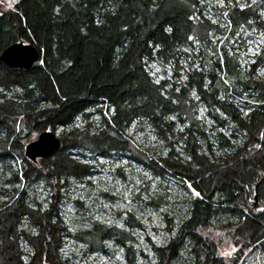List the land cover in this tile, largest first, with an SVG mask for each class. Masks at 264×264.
Here are the masks:
<instances>
[{
	"label": "trees",
	"instance_id": "obj_1",
	"mask_svg": "<svg viewBox=\"0 0 264 264\" xmlns=\"http://www.w3.org/2000/svg\"><path fill=\"white\" fill-rule=\"evenodd\" d=\"M263 2L19 0L2 9L0 56L22 42L41 59L29 70L0 59V264L148 259L133 210L110 225L87 201L94 190L114 197L94 178L101 160L119 156L190 193L187 216L146 264H264V80L255 71L264 46L247 69L230 50L241 28L264 32ZM60 128L59 151L26 157L39 133ZM158 184L156 209L169 204ZM231 245L237 251L221 256Z\"/></svg>",
	"mask_w": 264,
	"mask_h": 264
},
{
	"label": "rangeland",
	"instance_id": "obj_2",
	"mask_svg": "<svg viewBox=\"0 0 264 264\" xmlns=\"http://www.w3.org/2000/svg\"><path fill=\"white\" fill-rule=\"evenodd\" d=\"M18 1L19 0H14L13 6ZM213 1L214 0H207V4L210 5ZM215 1L217 2V0ZM241 2L243 5L250 3L253 4L252 0H241ZM2 9H6L4 2H0V15ZM262 12H264V2L262 5ZM242 31L243 29L241 28L239 33L232 37L231 44L233 48H230V50L239 56L240 64L247 69L251 68V61L254 60L251 53L253 50H257V45L260 44L261 35L264 34V32L257 33L252 29L244 30V32ZM218 36L220 37V35ZM153 69L155 74L161 70L158 65H155ZM261 70H264L263 66H259L255 69L258 78L264 80V77L259 76ZM62 131L63 129L60 128L55 133L58 137H61ZM135 137L143 147H148L150 145V143L143 142L144 138L142 132H137ZM147 139L150 140L152 145V137L149 136ZM100 162L103 163L104 166L100 168L101 173L95 176L94 182L99 185V180H101L100 188L103 190L107 188V191H109L114 197H101L99 192L94 190L90 193L91 195L87 198V201L91 200V202L95 204L94 209L97 211L96 214L101 219L111 222H116L124 218L126 214L122 212L129 208L136 213L137 218L146 226L144 230L135 231V236L137 238L136 246L143 249L149 256L148 259L144 258L140 260L141 264H146V261L154 260V254L151 251L152 244L158 246L166 244L171 235L167 231V228L171 226V224H178L180 217L187 216L186 201L190 198V193L184 188L182 183H179L175 179L169 180V178H166L163 180V178H155L138 165L128 167L127 164L129 160L123 156H119L117 162L115 161L113 164L110 160L104 159ZM119 166L123 167L124 177L118 175L115 171ZM161 180L163 181V186H167L165 192L168 194L169 204L156 209L152 205V197H157L159 190L161 191L162 189H165L158 184ZM125 195H127V199L125 198ZM117 205H119V207H117ZM118 213H122L123 216L120 217ZM165 213H168L169 218L173 220L171 223L165 221ZM229 247L230 246H224L221 248V251L229 249ZM231 247L234 246L231 245ZM74 251L79 254V247H75ZM114 251L116 254L117 252H120V249L114 247ZM101 261L105 262V264H126L124 258L120 257V253L113 255V258L103 257L101 258Z\"/></svg>",
	"mask_w": 264,
	"mask_h": 264
},
{
	"label": "water",
	"instance_id": "obj_3",
	"mask_svg": "<svg viewBox=\"0 0 264 264\" xmlns=\"http://www.w3.org/2000/svg\"><path fill=\"white\" fill-rule=\"evenodd\" d=\"M0 59L9 67L29 70L41 59L37 48L32 44L17 43L7 48ZM62 141L55 132L50 130L40 133L38 138L25 147V155L30 161L47 158L59 151ZM258 185L256 186V198Z\"/></svg>",
	"mask_w": 264,
	"mask_h": 264
},
{
	"label": "snow or ice",
	"instance_id": "obj_4",
	"mask_svg": "<svg viewBox=\"0 0 264 264\" xmlns=\"http://www.w3.org/2000/svg\"><path fill=\"white\" fill-rule=\"evenodd\" d=\"M0 2H4V3H5V5H6V10H7V9H12V8H13L14 0H0ZM217 2H218L221 6H223V0H217ZM255 2H256V0H252V3H253V4H255ZM237 5H238V6H241L242 8H244V7H251V5H248V4L239 5V0H237ZM57 11H58V10H57ZM260 15H261L262 17H264V12H261ZM98 23H99V21H98ZM249 23H251V21H250ZM166 31L171 32L172 29H171V28H168V29H166ZM187 39H188V40L195 41V37H193V36H189ZM262 46H264V34L261 35V41H260V44L257 45V50H253L252 53H251V55H253V56H260V55H261V51H260L259 49H260ZM157 47H158V46H157ZM185 51H187V49H185ZM251 62H252L253 64H256V61H255V60H252ZM198 70H199V69H198ZM259 76H260V77H264V70H261V71H260ZM155 83L159 85V84H160V79H156V80H155ZM193 96H196V94L193 93ZM196 98L198 99V97H196ZM0 102H2V101H0ZM113 111H114V110H113ZM242 111H243V110H242ZM245 115H247V113H245ZM170 119H174V117H170ZM261 138L264 139V133H261ZM256 147H257V148H260L261 145L257 144ZM188 187H189L190 189H192V193H193L196 197H200L201 193H200L199 191L195 190L191 184H189ZM107 190H108L107 188L104 189V191H107ZM125 198L127 199V195H125ZM117 207H119V205H117ZM127 210L130 211V208L127 209ZM259 211H264V209H259ZM96 219H97V220H101L100 217H96ZM101 222H104V221L101 220ZM109 224L111 225V221H109ZM116 226H117V227H120V228H123V227H124V225H122V224H116ZM236 251H237V249H236L235 247H231V246H230L229 249H226V250L221 251L220 255H222V256H224V257H231V256L233 255V253L236 252ZM152 264H154V262H152Z\"/></svg>",
	"mask_w": 264,
	"mask_h": 264
}]
</instances>
